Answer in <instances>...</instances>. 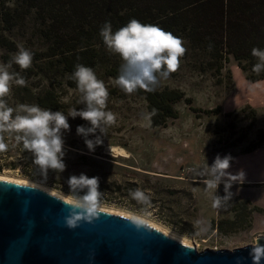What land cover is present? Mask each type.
I'll return each mask as SVG.
<instances>
[{
	"label": "rangeland",
	"instance_id": "rangeland-1",
	"mask_svg": "<svg viewBox=\"0 0 264 264\" xmlns=\"http://www.w3.org/2000/svg\"><path fill=\"white\" fill-rule=\"evenodd\" d=\"M56 26L61 34L56 40H44L40 36L45 27L35 15L11 31L1 30L17 43L18 49L23 46L33 53L28 74L18 65L12 66L11 71L19 73L26 84H13L6 98L9 106L38 105L37 98L50 90L60 105L52 111L68 114L72 108L82 109L80 93L71 75L64 70L61 54L52 53L89 42L93 45L85 52L95 55L100 62L93 70L108 87L107 110L117 115V122L108 128L104 143L89 152L83 138L76 134V127L87 126L88 122L80 117H69L71 131L65 134L67 167L62 174L50 171L47 179H43L32 163L31 154L21 153L17 145H12L0 154V175L30 179L69 197L66 181L70 175L96 176L100 181L99 190L103 192V207L141 214L144 206L130 195L139 188L151 197L143 215L186 237L199 251L233 250L256 244L257 238L264 235V217H256L258 214L264 216V207L233 196L228 207L213 208L201 169L207 163L211 165L217 154H230L234 161L241 155L229 169L233 174L241 169L246 177L255 176L258 170L264 174V146L252 153H243L257 130L264 131V79L256 82L247 79L233 59L225 64L221 74L200 72L192 67L190 60H181L179 70L162 80L156 90L166 86L180 89L192 98V102H176L178 117L169 119L166 126L152 127L151 120L143 118L144 114H150L145 95L138 91L126 94L117 85V78L109 74L110 66L121 65V58L89 31L84 32L82 38L72 28L63 30L55 25L53 30L56 31ZM17 51L9 52L0 47V63H7ZM218 105L222 106L220 113L204 112ZM191 107L200 111H193ZM244 107L246 111H242ZM249 107L257 110L254 122ZM109 145L123 147L129 156L111 155ZM217 194L224 195L223 184L218 187ZM253 207L261 210H253ZM222 219H229L223 231L218 227Z\"/></svg>",
	"mask_w": 264,
	"mask_h": 264
},
{
	"label": "clouds",
	"instance_id": "clouds-1",
	"mask_svg": "<svg viewBox=\"0 0 264 264\" xmlns=\"http://www.w3.org/2000/svg\"><path fill=\"white\" fill-rule=\"evenodd\" d=\"M107 49L118 55L122 63L117 85L126 94H133L138 90L154 92L162 80L179 70L181 59L187 48L182 37L164 30L157 24H145L133 18L129 22L113 31L110 22H105L100 30ZM212 45H209L211 51ZM251 55L257 58L253 66L256 73L264 72V49L253 47ZM33 53L23 46L7 63H0V152L8 150L9 138L31 154L32 163L39 170L43 179H47L50 171L62 174L66 170L65 134L71 131L69 117H80L88 122L87 126L78 125L76 134L83 138L89 152L104 143L107 130L117 122V115L107 110L109 90L105 82L97 77L91 67L77 64L71 79L75 81L80 93L79 103L84 105L80 110L72 108L65 114L62 111L44 109L36 104H21L9 106L7 97L13 84L24 86L26 81L19 73L11 71L13 64L26 70L32 66ZM144 114V119L156 114ZM92 137V138H89ZM234 157L230 154L216 155L211 165L208 163L201 169L205 191L212 198V207H228L233 200L231 191L234 184H243L246 173L241 169L235 174L229 171ZM71 200L63 196L57 200L69 207L64 217L65 226L75 229L81 222L93 223L104 214L102 194L99 190V177H89L84 173L70 175L66 181ZM223 184L224 195H218L217 189ZM132 199L144 206L141 214H133L126 219L139 229H148L150 225L143 213L151 203V197L145 191L137 188L130 192ZM252 264H261L264 260V244L256 243L249 253ZM237 264H240L239 258Z\"/></svg>",
	"mask_w": 264,
	"mask_h": 264
},
{
	"label": "trees",
	"instance_id": "trees-1",
	"mask_svg": "<svg viewBox=\"0 0 264 264\" xmlns=\"http://www.w3.org/2000/svg\"><path fill=\"white\" fill-rule=\"evenodd\" d=\"M32 15L41 19L45 27L40 35L44 40H56L61 35L57 26L56 31L53 30L55 25L61 26L63 30L72 28L82 38L85 37L83 33L89 31L102 39L100 30L105 22L111 23L113 31L125 26L133 18L145 24H157L184 39L187 52L181 60H190L194 69L221 74L225 64L233 59L247 79L254 82L264 79V72L253 71L258 61L251 55L253 47L264 49V0H0V47L9 52L17 51V43L1 30L11 31ZM92 45L83 42L80 47L53 51L52 55L61 54L64 70L71 75L77 64L93 69L99 65L95 55L85 52ZM119 68V63L113 64L109 74L117 78ZM29 69L24 72L28 74ZM138 92L145 95L150 114L153 109L157 110L150 118L152 127L166 126L169 119L178 117L174 106L176 102H192V98L184 91L168 86L154 92ZM37 102L39 106L52 110L60 106L59 100L50 90L40 95ZM191 109L200 111L196 107ZM246 110V107L242 109ZM221 111L222 106L218 105L204 112L218 114ZM256 113L257 110L251 107L249 114H252V122L256 119ZM6 142L9 148L17 145L11 138ZM17 146L21 153L29 154L22 145ZM263 146L264 131L259 128L243 153ZM228 220L218 222L222 231L226 230L224 224Z\"/></svg>",
	"mask_w": 264,
	"mask_h": 264
},
{
	"label": "water",
	"instance_id": "water-1",
	"mask_svg": "<svg viewBox=\"0 0 264 264\" xmlns=\"http://www.w3.org/2000/svg\"><path fill=\"white\" fill-rule=\"evenodd\" d=\"M58 197L0 178V264H237L238 258L252 264L255 244L199 251L152 225L138 230L127 216L109 211L69 229L64 223L69 207ZM257 243L264 244V235Z\"/></svg>",
	"mask_w": 264,
	"mask_h": 264
},
{
	"label": "bare ground",
	"instance_id": "bare-ground-1",
	"mask_svg": "<svg viewBox=\"0 0 264 264\" xmlns=\"http://www.w3.org/2000/svg\"><path fill=\"white\" fill-rule=\"evenodd\" d=\"M108 152L114 156H118V157H128V151L126 149H124L123 147L121 146H116V145H109L108 146ZM0 178L1 179H8V180H14V181H18V182H21V183H28V184H32V185H37V186H40L44 189H47L48 191L58 195V196H63L64 199L66 200H71V197L61 193V192H58L56 190H53L52 188L48 187V186H45L41 183H38L36 181H33V180H30V179H24V178H16V177H11V176H7V175H0ZM103 210L104 211H109V212H112V213H118V214H121V215H124V216H131L133 215L134 213H131V212H127V211H123L121 209H118V208H106V207H103ZM147 219V218H146ZM148 221V224L149 225H152L153 227H156L157 229L161 230L162 232H164L166 235L170 236L171 238L173 239H176L178 240L179 242L183 243L184 245H187L189 247H195L186 237L180 235V234H177L167 228H165L164 226L150 220V219H147ZM196 248V247H195Z\"/></svg>",
	"mask_w": 264,
	"mask_h": 264
},
{
	"label": "crops",
	"instance_id": "crops-1",
	"mask_svg": "<svg viewBox=\"0 0 264 264\" xmlns=\"http://www.w3.org/2000/svg\"><path fill=\"white\" fill-rule=\"evenodd\" d=\"M239 157H241V155L236 157L232 166L240 160ZM255 174V176L246 177L243 184H234L231 191L234 193V197L240 196L244 199H248L254 204L264 207V174H261L259 170L255 171ZM256 217L260 218L264 216L262 214H258Z\"/></svg>",
	"mask_w": 264,
	"mask_h": 264
}]
</instances>
